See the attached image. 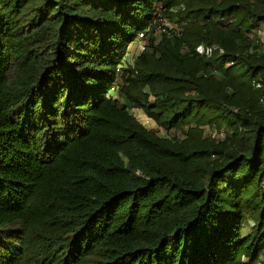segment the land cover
Wrapping results in <instances>:
<instances>
[{
  "label": "trees",
  "instance_id": "16d2710c",
  "mask_svg": "<svg viewBox=\"0 0 264 264\" xmlns=\"http://www.w3.org/2000/svg\"><path fill=\"white\" fill-rule=\"evenodd\" d=\"M259 33L264 0H0V264H264Z\"/></svg>",
  "mask_w": 264,
  "mask_h": 264
},
{
  "label": "built area",
  "instance_id": "2783aa9c",
  "mask_svg": "<svg viewBox=\"0 0 264 264\" xmlns=\"http://www.w3.org/2000/svg\"><path fill=\"white\" fill-rule=\"evenodd\" d=\"M183 8L184 6L180 4L177 8H175L174 11H177L178 9H183ZM166 32H168V23L166 19L165 18L155 19L151 25H149L146 29L138 33L135 41L131 43V45L137 47V54H141L146 48V45H145L146 36H148L151 33L155 36H160L161 34L166 33ZM195 49L198 54L203 55V56H213L215 54L223 53L222 48L217 44L208 45L205 43H200L196 46ZM124 59L122 60V63L119 65L120 67L126 64V61ZM252 85L256 89H262L264 88V81L253 80ZM111 89L115 90L114 87H112ZM259 102L261 104H264V95L260 97ZM212 135L215 136L216 132L212 133ZM216 136L222 138L224 136V132L220 131L219 133H217ZM258 264H260V262H258Z\"/></svg>",
  "mask_w": 264,
  "mask_h": 264
},
{
  "label": "rangeland",
  "instance_id": "374dc122",
  "mask_svg": "<svg viewBox=\"0 0 264 264\" xmlns=\"http://www.w3.org/2000/svg\"><path fill=\"white\" fill-rule=\"evenodd\" d=\"M167 21V20H166ZM167 22H169V21H167ZM259 36H261V39H262V41H264V34L263 33H259ZM136 55H137V47L136 46H133V45H131L130 44V46H129V52H128V54H127V57H125V61H129V60H133L135 57H136ZM131 112L140 120V122L144 125V126H146L147 128H149V129H158L157 128V125L155 124V122L152 120V119H150V118H148V117H146L145 115H144V113L139 109V108H133V109H131ZM209 128H207V130H208ZM215 131H213L212 129L210 130L209 129V134L211 133H214ZM159 133H163L162 132V130L160 129L159 130ZM216 135H217V133H216ZM215 135V136H216Z\"/></svg>",
  "mask_w": 264,
  "mask_h": 264
}]
</instances>
